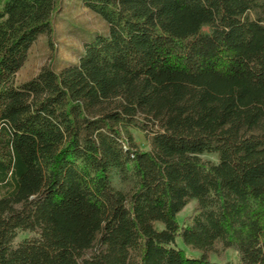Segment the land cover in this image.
Returning a JSON list of instances; mask_svg holds the SVG:
<instances>
[{
	"label": "trees",
	"instance_id": "trees-1",
	"mask_svg": "<svg viewBox=\"0 0 264 264\" xmlns=\"http://www.w3.org/2000/svg\"><path fill=\"white\" fill-rule=\"evenodd\" d=\"M76 1L108 34L16 84L62 0H0V264H264V0Z\"/></svg>",
	"mask_w": 264,
	"mask_h": 264
},
{
	"label": "rangeland",
	"instance_id": "rangeland-1",
	"mask_svg": "<svg viewBox=\"0 0 264 264\" xmlns=\"http://www.w3.org/2000/svg\"><path fill=\"white\" fill-rule=\"evenodd\" d=\"M251 19L260 18L264 24V13L250 14ZM109 26L95 13L76 0H62L61 7L53 22L50 36H40L31 46L24 66L16 74L14 82L23 83L35 77L45 67L60 72L65 67L74 65L84 53L86 45L97 35H107ZM139 146H145L146 140L142 133L132 131ZM199 158L204 162L217 163L216 156L203 154ZM195 203L188 204L177 216L180 225H184L191 216ZM162 227L157 224V229ZM35 237L34 234L18 232L13 242L16 246L22 240ZM176 247L182 249L189 257H198L197 252L186 248L180 239ZM210 260L218 264H236L235 252L227 250L220 255H210Z\"/></svg>",
	"mask_w": 264,
	"mask_h": 264
}]
</instances>
